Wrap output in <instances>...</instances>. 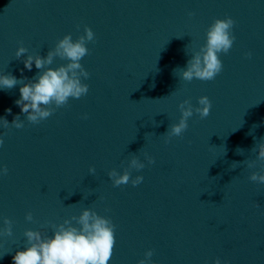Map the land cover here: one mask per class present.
Returning <instances> with one entry per match:
<instances>
[{
	"label": "water",
	"instance_id": "obj_1",
	"mask_svg": "<svg viewBox=\"0 0 264 264\" xmlns=\"http://www.w3.org/2000/svg\"><path fill=\"white\" fill-rule=\"evenodd\" d=\"M225 17L236 39L220 55L222 72L211 81L174 75ZM85 26L95 34L80 61L87 95L39 124L5 129L2 117H25L15 104L20 85L0 90V169L8 168L0 230L8 218L13 233L0 236V264L23 250L25 231L51 236L65 219L78 226L72 217L85 208L116 225L109 264H138L149 249L152 264H264V184L249 179L264 173V161L242 163L256 160L251 149L264 142V0H0V74L32 78L39 70L24 68L27 55L46 56ZM20 46L28 53L16 59ZM201 96L212 102L209 116L194 113L183 136L166 143L161 134L179 121V104L199 106ZM133 156L146 166L131 176L143 181L114 187L108 173L123 174Z\"/></svg>",
	"mask_w": 264,
	"mask_h": 264
},
{
	"label": "clouds",
	"instance_id": "obj_2",
	"mask_svg": "<svg viewBox=\"0 0 264 264\" xmlns=\"http://www.w3.org/2000/svg\"><path fill=\"white\" fill-rule=\"evenodd\" d=\"M194 15L189 13V16ZM235 21L231 17L224 19H214L206 32V43L187 60L186 66L177 67L173 73L180 70V78L191 82L193 79L201 81H211L223 70L221 54H228L236 39L233 34ZM95 41V34L91 28L85 26L84 34L73 40L68 34L59 39L53 49L48 50L46 56L40 54H29L23 59L24 68L32 70L33 64L39 71L32 78L23 76L18 79L11 73L0 74V90H11L20 85V96L15 100V104L20 108L21 115L14 116L11 123L2 117L3 128L10 126L16 129L24 127L26 119L31 124H39L41 121L52 116L57 109L66 106L70 99H80L88 94L89 85L82 82V79L89 78V72L81 64V60L90 54L87 47L89 42ZM28 49L20 46L16 53V59H21ZM248 58L252 53H246ZM67 61L65 64L53 68L54 58ZM198 105L194 107L189 99L183 100L179 104L181 112L177 123L171 124L167 131L161 135L165 136V142H169L172 137H182L188 129V121L194 113L201 119L207 118L210 114L212 102L207 96L198 98ZM7 114H12L11 108L6 109ZM87 114L83 119H87ZM6 134V133H5ZM264 139V138H262ZM4 139L0 136V146H3ZM251 151L258 152L256 160H244L248 168H254L257 161H264V142L255 143ZM238 155H243L244 150L237 148ZM144 158L148 164H154L153 157L144 153ZM239 165V162H233ZM138 157L133 156L128 162V167L120 174L115 169L108 173L113 186L126 185L129 182L133 186L139 185L143 181V176H131V170L140 171L145 168ZM233 167L232 169H235ZM95 168L90 167L89 173L95 174ZM8 168L0 169V175H7ZM249 179L253 182L264 184V173L252 172ZM25 219L33 222L31 212L26 214ZM76 221L74 226L70 220L65 219L62 224H53V234L44 236L40 231L27 230L24 233L26 245L23 250H17L12 257V264H109L113 255L116 243L115 228L110 218L97 214L96 211L85 208L78 217H72ZM5 227L0 230V236H12V221L4 219ZM145 258L138 261V264H152L151 257L153 251L149 249L144 254ZM214 264H222L220 258H216ZM224 264H227L225 261Z\"/></svg>",
	"mask_w": 264,
	"mask_h": 264
}]
</instances>
